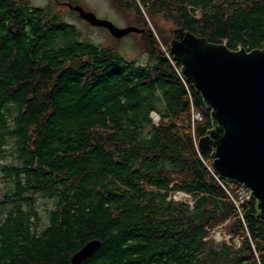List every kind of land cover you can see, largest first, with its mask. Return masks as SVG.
Returning <instances> with one entry per match:
<instances>
[{"label": "trees", "instance_id": "obj_1", "mask_svg": "<svg viewBox=\"0 0 264 264\" xmlns=\"http://www.w3.org/2000/svg\"><path fill=\"white\" fill-rule=\"evenodd\" d=\"M111 2L145 30L136 34L150 63L82 40L51 7L0 0V264H71L94 239L101 246L81 264H264L256 200L235 205L221 183L237 200L236 184L199 152L210 111L159 55L150 28L164 47L167 21L232 50H260L264 0ZM176 190L192 206L168 199ZM36 195L51 204L45 226ZM226 221L232 241L216 244L211 230Z\"/></svg>", "mask_w": 264, "mask_h": 264}, {"label": "water", "instance_id": "obj_2", "mask_svg": "<svg viewBox=\"0 0 264 264\" xmlns=\"http://www.w3.org/2000/svg\"><path fill=\"white\" fill-rule=\"evenodd\" d=\"M65 4L116 38L144 31L136 26L119 28L81 6ZM162 57L180 68V75L210 111L212 128L199 139V152H211L210 168L220 180L249 190L256 200L255 217L264 222V49L232 50L176 27ZM100 246V240L88 241L73 254L71 264H81Z\"/></svg>", "mask_w": 264, "mask_h": 264}, {"label": "rangeland", "instance_id": "obj_3", "mask_svg": "<svg viewBox=\"0 0 264 264\" xmlns=\"http://www.w3.org/2000/svg\"><path fill=\"white\" fill-rule=\"evenodd\" d=\"M62 1L63 0L60 1L59 0H29L31 5L40 6V7L48 6L53 8L54 11L61 14V16L65 21L76 25L81 32L82 40H88L89 42L100 46L116 45L118 48V52L125 59L134 61L136 64L145 65L151 62L147 53L142 49L139 43L138 34L129 33L123 36L122 38H116L109 32L107 28L100 26H92L91 24H89L86 20L82 19L78 14L72 12L68 8V6L61 3ZM64 3H70L76 6H81L85 11L92 12L99 19L110 21L119 28L133 26L132 15L130 14L128 15L126 13L117 10L112 4L111 0H64ZM197 15L199 16L200 13H197ZM162 25L168 30H173L174 28H176L172 23L167 21H163ZM150 26H151L150 28L152 29V33H154V35L157 37L160 43L159 55L163 56L164 54L161 51H164L165 53L166 47L162 45L161 40L158 37L157 33L155 32L153 26L152 25ZM167 34L172 39L173 32L171 33L168 31ZM238 48L241 49L243 47L239 46ZM238 48H236L235 50H237ZM152 118L154 121L157 120L156 116ZM211 163H212V159H211ZM4 182L5 181L2 178H0V201L4 199L3 194L6 189V185L4 184ZM33 198L35 199L36 211L41 218L39 224L45 226L48 224V217L46 214V210L48 205L50 207L51 204L49 203V201H47L45 198L39 195L33 196ZM219 231H222L221 235L223 237L225 235H230L228 234V232L225 231L224 228L223 230H219ZM210 237H212L213 239L215 238L213 237V234L212 236L210 235ZM215 239L220 241V237L218 235L216 236ZM230 241H232V239H230Z\"/></svg>", "mask_w": 264, "mask_h": 264}, {"label": "built area", "instance_id": "obj_4", "mask_svg": "<svg viewBox=\"0 0 264 264\" xmlns=\"http://www.w3.org/2000/svg\"><path fill=\"white\" fill-rule=\"evenodd\" d=\"M191 114H192V122L193 121H200L202 119L201 113L199 111L195 110L193 107L191 109ZM155 116L157 118L156 121H154L153 118H152V117H155ZM151 118H152L153 122L156 123V124L159 121V116L155 112H151ZM221 185L227 191L226 193H228L230 195V197H231L232 201L235 203V205H237L238 203H241L244 200H246V199H248V198L251 197L250 192H248L249 190L247 188H245L242 185L236 184L237 194L239 195V199L236 200V198H234L232 196V194L228 192L227 188L222 183H221ZM168 199H173L174 201H181V202L187 203L190 206H192V204H193V198H192V196L190 194H188L187 192L182 191V190L171 191L170 194H169V196H168ZM227 224H228V222L226 221V222L218 225L217 227H215L214 229L211 230V236L213 234V237H215V238H216L217 235L220 237V241L219 240H216L214 238V240L216 241V243L217 242L218 243L225 242V243L229 244L230 239H232V236H230V235H225L223 237L221 235V232L222 231H219V230H223V228L225 229V226ZM221 240H223V241H221ZM237 241H238V239H237Z\"/></svg>", "mask_w": 264, "mask_h": 264}, {"label": "flooded vegetation", "instance_id": "obj_5", "mask_svg": "<svg viewBox=\"0 0 264 264\" xmlns=\"http://www.w3.org/2000/svg\"><path fill=\"white\" fill-rule=\"evenodd\" d=\"M64 3V2H63ZM65 4V3H64Z\"/></svg>", "mask_w": 264, "mask_h": 264}]
</instances>
